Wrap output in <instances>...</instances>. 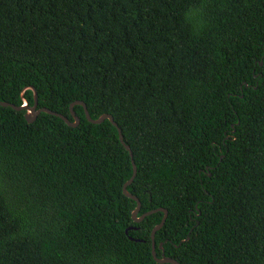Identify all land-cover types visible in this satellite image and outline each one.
Segmentation results:
<instances>
[{
	"label": "trees",
	"instance_id": "1",
	"mask_svg": "<svg viewBox=\"0 0 264 264\" xmlns=\"http://www.w3.org/2000/svg\"><path fill=\"white\" fill-rule=\"evenodd\" d=\"M30 87L114 118L158 258L264 264V0H0V101ZM73 111L0 105V264H159L118 129Z\"/></svg>",
	"mask_w": 264,
	"mask_h": 264
},
{
	"label": "water",
	"instance_id": "2",
	"mask_svg": "<svg viewBox=\"0 0 264 264\" xmlns=\"http://www.w3.org/2000/svg\"><path fill=\"white\" fill-rule=\"evenodd\" d=\"M260 65H262V62H260ZM27 89H31L34 91V104L32 106L28 105V102L26 100H23V104L21 106H16V105L10 104L8 102H3V101H0V105L2 107H11L15 111H25L26 112L25 113V119L30 124L33 123L41 113H46V114H49V115H52V116H55V117L62 119L68 126H71V127H77L80 124L79 118L76 116L75 112L73 111V108L75 105H80L83 107L86 118L89 122H91L93 124H101L102 122H104L107 119L118 129L120 142L122 143V145H124L126 150L130 153V156L132 159V151H131L130 147L125 144L121 129L118 128L117 123L114 121V118L111 115L104 114V115L100 116L98 119H92L89 112H88L86 104L82 101H76L73 104H71V106H70L71 115L73 118V121H70L66 116L59 114V113H56L54 111H51L48 108H44V107L38 108V97H37L36 91L34 90V88H31V87L26 88L25 90H27ZM132 165H133V175L130 178V180L123 187V193L125 194V196L134 200L137 203L136 208L132 212V218L136 223H140L141 221H143L145 219L146 216H149V215L157 213V212L163 213L164 215H163L161 222L157 226H155L151 231L153 257H154L155 261L159 264H165V263H167V264H180L177 260H175L171 257L165 256L164 253H162V257H160V258H158L156 253H155V242H154L155 234L165 224L166 219L168 217V211L164 208H158V209L149 211L147 213H144L141 216H138L140 209H141V202H140L138 197L132 195L127 190V187L134 181V178L137 174V167H136L133 159H132ZM128 230L129 229L126 230V233H128ZM160 248L162 249V245H160Z\"/></svg>",
	"mask_w": 264,
	"mask_h": 264
}]
</instances>
